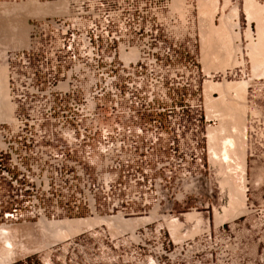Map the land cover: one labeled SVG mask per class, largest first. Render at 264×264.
Segmentation results:
<instances>
[{"label": "built area", "instance_id": "built-area-1", "mask_svg": "<svg viewBox=\"0 0 264 264\" xmlns=\"http://www.w3.org/2000/svg\"><path fill=\"white\" fill-rule=\"evenodd\" d=\"M37 1L66 9L33 20L28 45L5 53L14 113L0 123V215L136 219L163 210L156 221L164 220L187 188L173 180L186 181L198 152L189 149L184 103L173 119L178 100L201 96L207 77L194 13L181 17L174 0ZM246 222L209 223L180 242L154 219L117 236L104 225L73 244L103 237L104 264H247Z\"/></svg>", "mask_w": 264, "mask_h": 264}, {"label": "rangeland", "instance_id": "rangeland-1", "mask_svg": "<svg viewBox=\"0 0 264 264\" xmlns=\"http://www.w3.org/2000/svg\"><path fill=\"white\" fill-rule=\"evenodd\" d=\"M29 1L31 0L23 1L19 3L0 2V6L4 4L7 6L8 4L9 5H20V3L23 4ZM184 1H185L184 9H180V10L174 9L173 3H172V8L173 10L178 11L181 17H184V15H186L190 11L191 13H194V14H196V11H197L198 27L200 29V35H201L202 30H203L202 28L203 24H202L201 18L199 17L198 10L195 11L194 7L192 6L189 7V5L186 4V0ZM225 1L226 0H221L223 4ZM235 1L236 3H233V5L239 6L242 0H235ZM38 3L46 4L40 1ZM229 3L231 2L229 1ZM228 11L229 10H227L226 12ZM9 12L10 10L9 11L7 10L6 12V11H3V9H1L0 7V69L5 70V73L7 72V67L5 63L6 51L12 48L13 49L25 48L28 45L30 23L35 19L43 18V17L34 16V15L30 16L27 14L26 15L24 14L22 16L20 15L19 17H18L19 14L17 15L14 14L15 15L14 17V15L12 16V13L10 12L11 13L10 14ZM223 12L224 11L221 10L219 14H217L214 17V22H213L214 25H217L220 23V18L223 15ZM2 14L4 15L3 17H2ZM5 15H8L9 17ZM8 18H9V21H8ZM239 23L240 24L237 28H239L240 26L243 28V20L241 17H240ZM207 25L208 26H203V27L204 28L206 27L205 29H207L208 31L207 33H211V35H213L212 34L213 31L212 32L210 31L213 29L209 30L207 28L209 26L211 27V25L209 24ZM11 26L13 27L11 28ZM14 29L17 30L16 31L17 34L13 33ZM22 32L25 35L22 34ZM18 33H20L21 36ZM17 35L18 37L19 36L20 37L17 38L16 37ZM12 40L13 42L14 41L15 42L13 43ZM235 46H237V48H240V51L239 52L237 51L238 54L236 57L237 59L241 61L243 60L242 61L243 63L242 65H239L238 67L234 69L232 68L230 70H234L235 72H238V75L237 76L229 75L228 77L225 78L222 71L213 70L212 75L214 76L213 80L215 82H224L225 80L228 82H239L240 80L247 81V79L244 78V76H242L239 73L240 70L244 73L247 67L246 65L247 62L243 55L244 45L242 43V40L237 41V44L235 43ZM209 59L212 60L211 57ZM210 62H213V64ZM201 63H202L205 75H206L205 73L206 64L208 65L211 64L212 66L215 65L213 60L212 61L208 60V62L206 61V64H205L203 60V53L201 56ZM209 79L210 78L208 76L205 78L206 81ZM7 83H8V80H7ZM204 87H205V84H204ZM204 92L205 91L203 89V91L200 93L201 96L193 94L190 99L193 103L202 105L203 110L208 120H210V122L207 123L208 125L207 127V155L203 156L204 161L201 163L200 158H196L190 152V156L188 158L189 174H188L186 181L182 183L180 181L173 180V183H172V185H187V188L181 190L180 195H178L180 199H183V202L173 205L171 207V213L170 214L166 213L165 216L162 217L164 219L162 221H156V220H158L160 216L164 214L163 210H160L159 212L153 211L152 215L155 214L153 215L154 218L153 217L149 218L150 221H152L153 219L155 220L156 222L155 225L163 224L169 228L168 223L166 221L167 220L170 221L171 220L170 217H172V219L179 217L180 219L178 220H181V222L185 223L184 215L186 213H193V212L200 213V215L203 217V223H202L203 225L201 224L200 231L197 234L190 236L193 229L195 228V225L197 224L195 221L192 223H187L180 230V234L182 236L185 234L184 239H188V238L193 239L194 237L202 233L205 229H208L209 223L212 228L214 225L217 226L215 224L216 223L215 215H217V213L222 215L224 213V209L228 208L229 202H230L229 187L227 186L223 187V185H221V181L223 180L224 175L219 172L222 171V169H220V166L215 164L214 161L211 160V150H210L211 143L209 140L210 137H209L208 132L210 129H215L216 127H218V125H220V122L218 118H215V116H213L214 114L211 117L207 115ZM215 95L216 97L219 96L218 93H215ZM1 99L0 101H3L4 103L3 94H2ZM245 100H246L245 101V105H246L245 124L247 127V140H246L247 165H246V170H245V182L246 183L245 185H242V186L246 189V196H247L246 211L244 213L237 214V216L231 218V220L224 222V224L232 222L239 218H241L242 220H246L247 221L246 231L239 232V236L240 238H243L247 234V264H264V82L256 83L254 87L250 89V91H247ZM184 102L185 100L180 98L177 103L178 108L173 110L174 111L173 119L176 121L181 120L182 110H180V106ZM9 103H11L13 107L12 112L14 113V106L12 102L10 101V98H9ZM237 103L238 102L236 100H233L234 107L237 106L238 104L240 105V103L238 104ZM13 113H12L11 120L13 119ZM165 114L163 115L164 118L166 116ZM227 114L229 115L230 112H227V113L225 112L223 114L221 113L220 115L221 117H223V116H227ZM8 122L0 121V123H8ZM229 122L231 123V120ZM231 124L229 125L228 123V133L229 134H231V127H230ZM195 141H196V138L194 137H192L188 141L189 149L192 150L197 147L198 151H200L199 146H196V144L194 143ZM91 217L93 218L96 216H91ZM91 217L86 212H84V213H81L80 215H70L69 217H62L60 219H52L48 217L47 218L44 217V218L50 222H54V221L59 222V221H64V220H77V219H86V218H91ZM98 217L102 218L101 216H98ZM115 217L116 218L118 217V219L120 218L124 221H132V222L136 221L138 226L142 223H145L142 220L144 218L126 220V218L124 219L123 216L121 215H118ZM115 217L113 218L110 217L113 223H115V220H116ZM103 218H107L109 223L112 224L111 220L108 217H103ZM40 219L31 220V221H23V220L16 221L15 219H6L3 215H0V228L1 227L3 228L4 226L6 227V230L8 232L7 237L11 239V243H12L11 248H10L11 250H10L7 248V246L5 247L3 240L0 241V264L2 262L1 260L5 262L2 264H104L106 255L102 253V247H103V241H104L103 237L98 236L94 238L93 240H91V242L82 245V247H77L76 249H74L73 240L78 238L80 234L90 230L91 227L84 228L83 230L70 236L69 238L68 237L63 238V240L60 238H58L59 240H56V238L54 240H51L54 237L53 236L54 233L52 230L53 228L50 227L51 228L50 230L48 226H46L47 227L46 228L45 226L43 227L39 225ZM109 223H103L99 226H94L92 227V229L96 231H102L104 229L103 226L106 225L110 228L112 234L117 236L119 233L123 231L124 232L134 231L138 227L137 226L134 230H121V229L116 230L114 225L113 224L110 225ZM61 228L65 230V226H62ZM12 239H13V242H12ZM175 242H179V241H175ZM3 249H5L6 252L3 251ZM9 250L11 251V253L7 252ZM3 253H5V255ZM7 253L8 255L10 254L11 255L8 256L6 255Z\"/></svg>", "mask_w": 264, "mask_h": 264}, {"label": "bare ground", "instance_id": "bare-ground-1", "mask_svg": "<svg viewBox=\"0 0 264 264\" xmlns=\"http://www.w3.org/2000/svg\"><path fill=\"white\" fill-rule=\"evenodd\" d=\"M38 2L35 0L34 1L31 0L23 4L20 3V5H9L8 4L7 6L4 4V5H1L0 7L1 9H3V11H6V12L7 10L8 11L10 10V12L12 13V16L14 14L15 15L19 14L18 17L24 14L25 15L27 14L30 16L34 15L38 17H45L49 15H56L59 13H63L66 9V5L64 3L40 4ZM229 5L230 3L228 0H226L224 4L222 3L220 4V0H200L197 5L198 14L202 20L203 26H208L207 24H209L211 25V27L209 26L210 28L209 27L207 28L209 30L213 29V30H210L211 32L213 31L212 32L213 35H211V33H207L208 31L207 29H205L206 27L204 28L202 26L203 30L201 34V39H202L201 42H202V47H203L202 48L203 60L205 64H206V61L208 62V60L209 61L213 60L215 63V65L213 66L211 64L210 65L206 64L205 66L206 67L205 73L210 78L209 80L206 81L205 87H204L205 105H206L207 115L211 117L214 114L213 116H215V118H218L220 122V125H218V127H216L215 129H210L208 132L209 137H210L209 140L211 143V146H210L211 160L214 161L215 164L219 165L220 169H222V171L219 172L224 175V178L221 181V185H223V187L225 186L229 187V195H230V202H229L228 208L224 209V213L222 215L218 213L217 215H215L216 216L215 224L217 226L222 223L224 224V222L228 220H231V218L237 216V214L239 213L240 214L244 213L246 211V201H247L246 189L242 185H245L246 183L245 182V170H246V165H247V143H246L247 127L245 124V109H246L245 99L247 95L248 83L245 80H242V81L240 80L239 82H228L226 80L224 82H215L213 80L214 76L212 75L213 70L222 71L223 74L225 75L228 72V70L232 68L234 69L238 67L239 65H242L243 63L242 62L243 60L241 61L237 59L236 57L238 54L237 51L238 52L240 51V48H237V46H235V43L240 40V32L235 31V29L239 26V16H238L237 7L235 6L230 11V13L228 14L224 13L221 16L219 26L215 27L213 24L214 17L219 12V10L225 11V9ZM173 8L176 10L184 9L185 1L184 0H174ZM3 16L4 15L2 14V17ZM5 16H8V15H5ZM8 21H9V18H8ZM12 27L13 26H11V28ZM16 31L17 30L14 29L13 33H16ZM22 34L24 33L22 32ZM16 37L19 38L18 35ZM252 52L254 51L252 50ZM210 57L212 58V60L209 59ZM210 63L213 64V62H210ZM6 73H5V70L0 69V99L2 98V94L4 96V103L3 101H0V121H3V122L10 121L12 118V113H13L12 112L13 107L11 103H9V93H8V83H7ZM215 93H218L219 96L216 97ZM233 100H236L238 103H240V105L237 103L238 105L234 107ZM225 112L226 113L230 112V114L229 115L227 114V116L222 115L223 117H221L220 114L221 113L223 114ZM230 120L232 124L229 122ZM228 123L229 125L231 124L230 126L231 134L228 133ZM153 215H151V217L154 218ZM184 217H185V223H192L195 221L197 224L195 225V228L193 229L192 233L190 232L191 233L190 236L197 234L200 231L201 224L203 223V217L200 215V213H197V212L186 213ZM108 218L110 219V217ZM170 218L171 220L170 221L167 220L166 222L168 223L172 237L175 241L180 242V240L182 241L185 237L184 236L185 234L183 236L180 234V230L182 229L184 222H181V220H178V219H172V217ZM115 219H116L115 223H113L111 219L110 220H111V223L116 228V230L117 229L134 230L138 226L136 221L135 222L124 221L120 218L118 219V217L117 218L115 217ZM136 219H139V218H136ZM126 220H131V219H126ZM142 220L144 222L150 221L149 218H144ZM103 223H109V221L107 220V218H103V217L100 218L98 216L93 217V218L91 217V218H86V219L64 220V221H59V222H55V221L50 222L46 220L44 217L39 220V225L43 227L48 226V228L50 227L53 228L52 230L54 233L53 234L54 237L52 236L53 239L51 240H54L55 238L56 240H59L58 238L63 240V238H66V237L69 238L70 236L78 233L84 228L91 227L92 229V227L99 226ZM62 226H65V230L61 228ZM4 227L0 228V241L3 240L5 247L7 246V248L10 249L12 245L11 239L7 237L8 232L6 230V227L5 228ZM12 242H13V239H12ZM10 250L7 252L11 253ZM3 251H5V249H3ZM8 253L6 255H8ZM3 254L5 255V253ZM1 261H2L1 264L5 263L3 262V260Z\"/></svg>", "mask_w": 264, "mask_h": 264}, {"label": "crops", "instance_id": "crops-1", "mask_svg": "<svg viewBox=\"0 0 264 264\" xmlns=\"http://www.w3.org/2000/svg\"><path fill=\"white\" fill-rule=\"evenodd\" d=\"M229 1L232 4L230 3V5L226 8V10L223 12V14L224 13H227V14L230 13V11L235 7L233 5V3H236V1L235 0H229ZM249 1H250V3H249ZM198 2H197V4H198ZM221 3L222 2L220 0V4ZM197 4H196V6H197ZM236 7L238 9L239 22H240V17L243 20V28L240 26L239 28H236L235 31L240 32V40L239 41L242 40V43L244 45L243 55H244V58L246 59L247 67L245 69V72L244 73L242 72V73L246 76L248 74V76H247V82H248L247 91H250V89L253 88L256 83L264 82V0H242L240 2L239 6H236ZM196 10H197V7H195V11ZM227 10H229V11L226 12ZM219 12L217 14H219ZM194 17L196 19V33H197V37H198L197 53H198L199 62H200L201 67L203 69V66L201 63L202 42H201L200 29L198 27L197 11H196V14H194ZM219 25H220V23L217 25H214V26L216 27ZM236 44H237V42H236ZM252 50L254 52H252ZM185 224H187V223H184V225ZM221 225H223V224H221Z\"/></svg>", "mask_w": 264, "mask_h": 264}, {"label": "flooded vegetation", "instance_id": "flooded-vegetation-1", "mask_svg": "<svg viewBox=\"0 0 264 264\" xmlns=\"http://www.w3.org/2000/svg\"><path fill=\"white\" fill-rule=\"evenodd\" d=\"M191 97H186L184 102L185 135L188 138L194 137L198 140L200 151L197 153L193 152V155L196 158H200L202 163L204 161L203 156L207 155V123L210 120H208L202 105L193 103L190 99Z\"/></svg>", "mask_w": 264, "mask_h": 264}]
</instances>
